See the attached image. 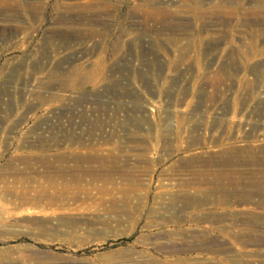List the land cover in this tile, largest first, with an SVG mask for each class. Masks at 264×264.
I'll return each instance as SVG.
<instances>
[{"label":"rangeland","instance_id":"1","mask_svg":"<svg viewBox=\"0 0 264 264\" xmlns=\"http://www.w3.org/2000/svg\"><path fill=\"white\" fill-rule=\"evenodd\" d=\"M241 139L264 0H0V264H254L231 235L264 199L186 184L254 168L218 162Z\"/></svg>","mask_w":264,"mask_h":264},{"label":"bare ground","instance_id":"2","mask_svg":"<svg viewBox=\"0 0 264 264\" xmlns=\"http://www.w3.org/2000/svg\"><path fill=\"white\" fill-rule=\"evenodd\" d=\"M259 135L260 134H255V137L258 139ZM253 144H251L249 140L244 141L240 145H235L233 143L229 145L228 143L220 144L219 149L221 151L219 152L220 159L218 162L225 166L249 164L254 165V168H222L211 172L204 171L201 174H195L198 178L202 175L205 177L204 179L201 178L200 180H197V178H194L192 181H186V184H197L201 182L205 186L211 188L209 192L211 194H213L217 188H222L224 190L226 187H233L232 193H228L227 190L223 192L224 200L236 199L245 201L254 197L264 199V143L256 148L253 147ZM255 166L258 167L256 168ZM251 186L254 189L247 190V188ZM236 188H239V190ZM206 196L209 197L205 194L201 197ZM188 197L189 196L183 197L184 206L190 203ZM244 214L253 221H256L261 217V215L250 214V212Z\"/></svg>","mask_w":264,"mask_h":264},{"label":"flooded vegetation","instance_id":"3","mask_svg":"<svg viewBox=\"0 0 264 264\" xmlns=\"http://www.w3.org/2000/svg\"><path fill=\"white\" fill-rule=\"evenodd\" d=\"M247 227L244 229V231H233L235 232L234 234L231 235V238L233 237V239L235 241H238L236 243H240L241 244H237L241 247V252L244 253L245 252H250L253 251L252 253L247 255H242L244 257V262L245 260H251L254 259V257H256V260H251L252 263L254 264H264V220H259L258 222H256V224L251 221L250 219H244ZM243 221V222H244ZM216 240H218L216 237L214 238ZM201 239L199 238V241ZM208 239H205L202 243L203 245H205L207 248H203L200 250H208V244H210V249L212 250H216L217 249H223V247L225 245H222V243L219 242H214ZM213 242V243H212ZM199 242H196L195 247H198ZM234 249H238V247H235ZM228 252L232 255V253L236 252L234 250H228ZM251 258V259H250ZM246 260V261H247ZM238 262V261H237ZM239 262H241L239 260ZM243 264H248V263H243Z\"/></svg>","mask_w":264,"mask_h":264}]
</instances>
